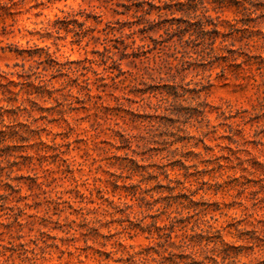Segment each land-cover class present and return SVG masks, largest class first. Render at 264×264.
Here are the masks:
<instances>
[{"label":"clouds","instance_id":"9594fccd","mask_svg":"<svg viewBox=\"0 0 264 264\" xmlns=\"http://www.w3.org/2000/svg\"><path fill=\"white\" fill-rule=\"evenodd\" d=\"M0 5V264H264V0Z\"/></svg>","mask_w":264,"mask_h":264},{"label":"rangeland","instance_id":"374dc122","mask_svg":"<svg viewBox=\"0 0 264 264\" xmlns=\"http://www.w3.org/2000/svg\"><path fill=\"white\" fill-rule=\"evenodd\" d=\"M17 11H18V8L15 6L14 7H7L4 5H0V15L4 16L5 18L12 17L14 15V13H16ZM3 79L6 80V84L0 85V87H5L6 89L9 88L13 91L16 90L18 85L15 83V81H13L12 83H8V79L6 77ZM13 83H15L16 85H12ZM9 96L11 99V100H9V102H13L14 101L13 99H16V96L13 94L9 93ZM6 112L10 117L17 114L14 109L6 110ZM3 136H4V133H0V138H2ZM15 179H22V177H17ZM5 187L8 188L9 190H11L12 192L17 191V189L13 188V186L11 184L5 185ZM70 255H71V253H70Z\"/></svg>","mask_w":264,"mask_h":264},{"label":"trees","instance_id":"16d2710c","mask_svg":"<svg viewBox=\"0 0 264 264\" xmlns=\"http://www.w3.org/2000/svg\"><path fill=\"white\" fill-rule=\"evenodd\" d=\"M13 81L12 80H8V83H12ZM16 83V82H15ZM15 83H13L12 85H16ZM7 90V92L8 93H10V94H13L14 95V93H15V91H13V90H11V89H9V88H7L6 89ZM11 100V99H10ZM13 100H15V99H13Z\"/></svg>","mask_w":264,"mask_h":264}]
</instances>
